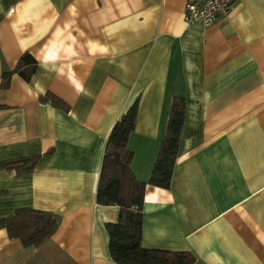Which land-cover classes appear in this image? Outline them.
Listing matches in <instances>:
<instances>
[{
  "label": "crops",
  "instance_id": "0c3cea01",
  "mask_svg": "<svg viewBox=\"0 0 264 264\" xmlns=\"http://www.w3.org/2000/svg\"><path fill=\"white\" fill-rule=\"evenodd\" d=\"M188 1L0 0V219L31 209L56 221L37 246L0 227V264H116L105 224L119 207L96 189L110 130L136 100L126 147L145 183L141 245L264 264V0H232L207 26L185 24ZM26 52L29 79L3 87ZM174 97L184 118L162 188L149 178ZM34 156L30 169L6 165Z\"/></svg>",
  "mask_w": 264,
  "mask_h": 264
},
{
  "label": "trees",
  "instance_id": "16d2710c",
  "mask_svg": "<svg viewBox=\"0 0 264 264\" xmlns=\"http://www.w3.org/2000/svg\"><path fill=\"white\" fill-rule=\"evenodd\" d=\"M35 59L24 53L12 71L2 74L1 85L7 86L13 73L28 80L35 67ZM54 105L58 99L46 95ZM137 113V100L114 123L107 137L96 189V202L102 205H117L119 217L116 222L105 224L108 234L109 255L116 264H193L189 252L149 249L141 245L142 203L145 183L138 181L130 169L132 151L126 147L127 137L133 130ZM184 118V99L174 97L171 102L165 136L162 139L149 184L167 188L177 157L179 133ZM36 157L21 158L6 162V165L22 163L30 169ZM28 164V165H27ZM0 227L9 237L19 239L26 246H37L56 229V221L50 212L31 209L18 210L13 216L0 219Z\"/></svg>",
  "mask_w": 264,
  "mask_h": 264
},
{
  "label": "built area",
  "instance_id": "2783aa9c",
  "mask_svg": "<svg viewBox=\"0 0 264 264\" xmlns=\"http://www.w3.org/2000/svg\"><path fill=\"white\" fill-rule=\"evenodd\" d=\"M232 7V0H189L184 7L183 19L186 25L207 26L227 17Z\"/></svg>",
  "mask_w": 264,
  "mask_h": 264
}]
</instances>
